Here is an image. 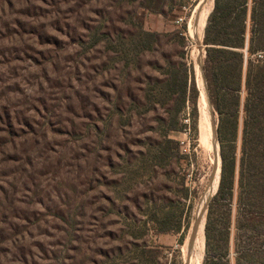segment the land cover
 <instances>
[{"label": "rangeland", "instance_id": "obj_1", "mask_svg": "<svg viewBox=\"0 0 264 264\" xmlns=\"http://www.w3.org/2000/svg\"><path fill=\"white\" fill-rule=\"evenodd\" d=\"M214 1L168 0L161 17L146 0H0V264L206 263V236L201 254L191 239L218 190L219 115L204 86L195 140L167 82L187 63L204 84L205 28L199 44L192 29ZM139 18L161 34L150 50ZM170 121L183 163L158 152ZM242 124L241 111L239 143ZM167 212L180 233H158Z\"/></svg>", "mask_w": 264, "mask_h": 264}, {"label": "trees", "instance_id": "obj_2", "mask_svg": "<svg viewBox=\"0 0 264 264\" xmlns=\"http://www.w3.org/2000/svg\"><path fill=\"white\" fill-rule=\"evenodd\" d=\"M167 1L146 0L143 8L164 16ZM138 20V42L150 50L161 34L146 31ZM204 46L201 70L210 104L219 115L221 143L218 190L205 226L207 246L214 253L205 264H264V0H215ZM261 54L263 58L256 57ZM167 87L177 95V112L191 103L196 140L200 89L193 64L169 70ZM179 131L178 124L170 121L158 152L164 159L176 157L183 163L186 155L180 144L169 138ZM215 218L220 221L216 227ZM156 226L160 234L180 233L183 227L181 218L170 212L158 217Z\"/></svg>", "mask_w": 264, "mask_h": 264}, {"label": "bare ground", "instance_id": "obj_3", "mask_svg": "<svg viewBox=\"0 0 264 264\" xmlns=\"http://www.w3.org/2000/svg\"><path fill=\"white\" fill-rule=\"evenodd\" d=\"M203 7V6H202ZM206 8V7H205ZM209 10V9H208ZM209 14L210 12H201L198 17H197V21H196V25L195 27H193L192 29V36H193V39L197 41V43L199 44L200 41V37H199V33L200 31L204 30V28L206 27V23H207V20H208V17H209ZM203 34V33H202ZM196 43V42H195ZM200 48V47H199ZM198 65L200 66L201 63L199 61V57H198ZM196 69V68H195ZM197 70V69H196ZM196 72V71H195ZM201 72V71H200ZM199 73V71H198ZM202 78V77H201ZM204 81V80H203ZM199 84V83H198ZM204 86H205V83L203 84L202 81H200V84H199V89L201 90V98H202V106L205 108L207 106V103H206V94H205V90H204ZM209 107V106H208ZM207 107V108H208ZM204 108H202L203 110H201V118H200V123H199V132H200V141L202 143L203 146H206L208 143H207V139H206V133L208 131L211 130V126L213 127V125L211 124V118L206 114V111H204ZM216 128V127H215ZM212 133V132H211ZM215 135V133L213 134ZM208 137V136H207ZM216 138V137H215ZM212 141V140H211ZM215 141V140H214ZM211 144V143H210ZM209 144V145H210ZM215 147V146H214ZM206 148V147H205ZM217 149V148H216ZM209 150V149H208ZM220 166H218V170H217V173L215 174V186H217L218 182H219V175H220V172H219V168ZM213 184V186H214ZM214 189V187L212 188ZM216 190V189H215ZM195 244V249L197 250L196 253L198 252V254H201L204 250V247H205V225L204 223H200L198 222L197 224V228H196V232H195V239H194V242ZM197 259V257H196ZM200 259V258H199ZM201 260V259H200ZM195 261V260H194ZM195 264H200V262H196Z\"/></svg>", "mask_w": 264, "mask_h": 264}, {"label": "water", "instance_id": "obj_4", "mask_svg": "<svg viewBox=\"0 0 264 264\" xmlns=\"http://www.w3.org/2000/svg\"><path fill=\"white\" fill-rule=\"evenodd\" d=\"M201 67H202V61H201L200 68H201ZM202 76H203V80H204V83H205V87H206V89H207V84H206V80H205V77H204L203 73H202ZM206 91H207V90H206ZM219 172H221V169H219ZM219 179H220V175H219ZM218 184H219V182H218ZM197 224H198V223H196V225H195V227H194V230H193V236H192V239H191V244L194 242V239H195V232H196Z\"/></svg>", "mask_w": 264, "mask_h": 264}, {"label": "built area", "instance_id": "obj_5", "mask_svg": "<svg viewBox=\"0 0 264 264\" xmlns=\"http://www.w3.org/2000/svg\"><path fill=\"white\" fill-rule=\"evenodd\" d=\"M181 22H184V19L183 18H180V19H178L177 21H176V23L177 24H183V23H181ZM259 58H263V55L261 54V55H259Z\"/></svg>", "mask_w": 264, "mask_h": 264}, {"label": "crops", "instance_id": "obj_6", "mask_svg": "<svg viewBox=\"0 0 264 264\" xmlns=\"http://www.w3.org/2000/svg\"><path fill=\"white\" fill-rule=\"evenodd\" d=\"M150 15H157V14H150ZM157 16H161L162 17V15H157Z\"/></svg>", "mask_w": 264, "mask_h": 264}]
</instances>
